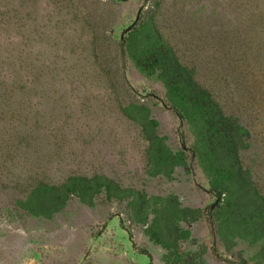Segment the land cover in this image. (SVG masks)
I'll list each match as a JSON object with an SVG mask.
<instances>
[{"label": "rangeland", "instance_id": "obj_1", "mask_svg": "<svg viewBox=\"0 0 264 264\" xmlns=\"http://www.w3.org/2000/svg\"><path fill=\"white\" fill-rule=\"evenodd\" d=\"M149 21L243 127L241 162L264 197V0H0V264H166L124 202L72 198L50 218L18 208L37 182L93 175L199 210L185 260L255 264L259 243L219 241L193 128L126 52L125 30ZM149 120L186 158L170 179L147 174Z\"/></svg>", "mask_w": 264, "mask_h": 264}, {"label": "trees", "instance_id": "obj_2", "mask_svg": "<svg viewBox=\"0 0 264 264\" xmlns=\"http://www.w3.org/2000/svg\"><path fill=\"white\" fill-rule=\"evenodd\" d=\"M124 44L134 65L145 75L156 74L162 82L172 112L193 128L192 153L218 200L214 215L219 241L259 243L255 264H264V197L241 162L243 127L236 118L224 114L211 93L178 60L153 22L130 29ZM141 126L147 141V174L170 179L176 167L186 166L185 156L170 151L166 139L157 133L154 120L144 121ZM97 196L103 202H124L129 221L141 226L144 235L164 250L166 264H204L200 259L185 260L178 247V242L188 238V228L201 212L181 207L172 195L147 197L100 175L69 176L56 185L35 183L18 202V208L28 216L50 218L72 198L91 205Z\"/></svg>", "mask_w": 264, "mask_h": 264}, {"label": "water", "instance_id": "obj_3", "mask_svg": "<svg viewBox=\"0 0 264 264\" xmlns=\"http://www.w3.org/2000/svg\"><path fill=\"white\" fill-rule=\"evenodd\" d=\"M138 16H139V13H137L134 23L138 20ZM134 23H133L130 27H128V28L125 30V32H128V31L132 28V26L134 25Z\"/></svg>", "mask_w": 264, "mask_h": 264}]
</instances>
